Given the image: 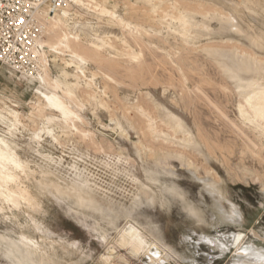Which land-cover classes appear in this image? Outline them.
<instances>
[{"label":"rangeland","instance_id":"374dc122","mask_svg":"<svg viewBox=\"0 0 264 264\" xmlns=\"http://www.w3.org/2000/svg\"><path fill=\"white\" fill-rule=\"evenodd\" d=\"M83 3H70L66 28L84 46H100L102 65L92 61L78 65L68 54H48L51 78L72 86L79 67L93 81L94 98L81 97L79 132L63 131L55 114L60 126L49 130L59 145L45 132L38 147L33 134L46 126L39 114L48 111L41 104L37 113L36 83L19 80L0 65V113L6 117L0 120V136L14 142L19 156L30 161L36 172L48 167L61 181L76 175L88 180L98 197L111 200H104L103 206L118 217L117 228L107 226L97 214L77 213L65 203L41 197L42 211L35 215L42 225L41 235L25 230L26 216L0 215V264H16L7 242L15 244L28 264L39 261L20 234L43 240L58 264H254L257 257L264 260V128L256 129L241 117L243 89L239 91L219 65L232 54L264 65V0ZM221 51L226 52L224 58L218 57ZM263 74L258 80L262 85ZM6 108L21 114L23 126L17 125L12 136ZM173 118L180 120L185 134L173 128ZM46 158L60 162L59 168ZM133 178L151 188L153 205L139 193ZM130 225L149 244L138 253L119 242ZM50 242L64 243V251L55 244L53 252ZM156 246L160 259L151 262L148 249Z\"/></svg>","mask_w":264,"mask_h":264},{"label":"bare ground","instance_id":"6f19581e","mask_svg":"<svg viewBox=\"0 0 264 264\" xmlns=\"http://www.w3.org/2000/svg\"><path fill=\"white\" fill-rule=\"evenodd\" d=\"M70 3L84 4L83 0H62V4L56 9H50L48 6H43L42 9L38 11L37 14H35V18L39 25L41 34L39 36V39L33 43V46L31 48L32 60L34 62L33 72L22 69L20 73H15L14 68H9V70L12 72L11 74L14 73L19 80H23L28 83H36V85L34 86L36 87L34 90V94L37 98V101L35 103L37 107V113L41 112L39 110L41 104L44 105V107L48 111L47 115L42 116L41 113L39 114V116H41L45 120L46 126L38 129L33 134V137L37 141L38 147H41L40 143L43 141L41 134L45 132L50 136L51 140L54 143L59 145L58 137L53 133L52 129L49 130V126H60V124L56 123L55 121V114L59 115L60 117V121L62 122V128H60L63 131L69 129L70 131L78 133L79 129L76 123H81L82 121V117L79 112L83 107L81 103V97L85 96L87 98H94L95 96L94 92L91 91L93 81L91 79H87L84 70L79 69V67H77V72L80 75L75 76L76 82L72 84V86H70V84L67 82H61L60 80H58V78H51L49 71L48 54L53 53L54 55H56V57H63L64 54H68L71 59L77 61L78 65H85L89 61H92L98 66L102 65V62L98 58L100 46H96L93 43L89 44V46H84L80 43L79 37L72 35L67 30L66 22L64 19L67 16V10L70 7ZM95 8L99 9L105 14H109L112 18H116L114 13L108 11L102 5L95 4ZM182 16H180L181 19H187L185 16ZM118 21L122 25L124 24L127 28H130L131 24L125 23V21H122L121 19H119ZM187 25L190 27L193 26L191 19L189 23H187ZM184 33L187 32L184 31ZM209 51L210 53L216 52L211 50ZM225 53L226 52L221 51V56L218 57H223ZM226 60V62L223 61L222 63L220 62V64H218L223 68V70L225 71L224 73H226L230 79L235 81L233 82L236 83L235 86H237L239 91L241 89L242 92L243 89L241 95L245 105L239 106L241 117L245 121L254 125L256 129H263L264 85H262L260 81H258L260 77H262V73H264V65L262 66L263 63L261 64L260 61H257V59L252 60L248 58H240L236 54H232L230 58ZM60 61L63 62L64 60L61 59ZM244 74L251 75V77L245 79L242 76ZM64 76L66 77V73L64 74ZM103 76L107 79H110L106 75ZM81 82H83V84H81ZM82 85L86 87L87 92L83 90ZM88 90L91 91V93H89ZM5 112L6 116L9 115L11 117V120L8 121V131L11 134L15 130H17V125L21 124V114L19 113L20 110L19 112H17L10 108H6ZM171 118L172 117L170 116L169 119ZM1 119L6 120V117L3 116V114L1 115L0 113V120ZM173 120L174 123L171 121L173 123V128L175 127L177 128V130L179 129L183 132L184 130L180 123V120H177L175 118H173ZM186 130L188 131V129ZM82 134L84 137H88V134ZM187 137L189 138L188 134ZM187 142L188 141H186V143ZM37 154H39L40 157L45 158L39 152ZM46 159L48 160L49 164H53V166L55 167H58L60 164V162H55L54 159ZM29 162L30 161H27L26 159L24 160L19 156L17 147L14 142H12L9 138L0 136V215L4 216L5 213H9L14 217H19L20 215L26 216L28 220L24 221L25 230H31L34 233L37 232L40 234V232H42V228H40V226L42 225H39L40 221L35 218V215L42 211V201L40 200V198H46L47 196H49L55 202H58L60 204H67L77 213L97 214L100 218V221H105L107 226L114 229L117 228L116 224L118 221V217L113 215L107 208L103 206L104 200H108L110 202L111 200L107 199L106 195H103L102 198L98 197L96 194L97 190L94 191L91 188L88 180L84 179V181H82L78 178V175H76L74 179L68 182H66L64 178V182L61 181L58 176H56L54 172H52L48 167H39V170L37 172L35 170H32L30 168ZM132 181L139 187V193L145 197V200L153 205L155 197L151 194V188L144 187V185L142 186L137 178H133ZM149 184L150 186H153L154 183L151 182ZM78 185L80 186V188H77ZM172 191L175 195H180L181 197V194L178 193V190L172 189ZM137 202L138 200L134 199L132 203L137 204ZM123 214L126 215L125 212H123ZM132 225L128 226L123 231L119 242L120 244L122 243L130 246L132 250L134 248L133 252L136 250V252L138 253L139 250H144L145 248L149 247V244L146 242L144 235L142 236V234L139 232V229L136 226L134 227ZM85 226L89 227L88 224H85ZM30 236L31 235L26 236L24 234H20L19 238L33 251V254L39 258V261L35 264H58V260L56 259V261H54L55 259L47 252V244L45 245L43 240L38 242L39 240H35L37 238L34 237V239ZM38 238H40V236ZM102 239L103 241H105L104 235L102 236ZM55 244H57L56 246L58 248L60 247V249H64V243L52 242L49 246V249H53V252V246ZM70 245L73 246L74 244ZM7 246L12 253V257L15 260L16 264H28L27 259L24 257V255H22L20 250L15 246L13 242H7ZM67 250L68 249H66L65 252H67ZM149 253H151L150 256L148 255L151 262H154V260L156 259H160L157 246L153 247L152 249H148V254ZM257 259L254 264H264L263 259L259 260L258 257Z\"/></svg>","mask_w":264,"mask_h":264},{"label":"built area","instance_id":"2783aa9c","mask_svg":"<svg viewBox=\"0 0 264 264\" xmlns=\"http://www.w3.org/2000/svg\"><path fill=\"white\" fill-rule=\"evenodd\" d=\"M62 0H0V65L33 72L31 48L41 34L35 14L48 6L56 9Z\"/></svg>","mask_w":264,"mask_h":264}]
</instances>
